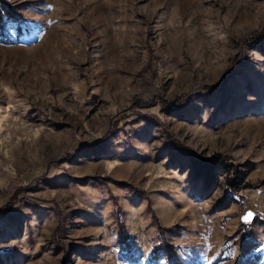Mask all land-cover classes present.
Segmentation results:
<instances>
[{"label": "rangeland", "instance_id": "1", "mask_svg": "<svg viewBox=\"0 0 264 264\" xmlns=\"http://www.w3.org/2000/svg\"><path fill=\"white\" fill-rule=\"evenodd\" d=\"M4 1L0 264H264V0Z\"/></svg>", "mask_w": 264, "mask_h": 264}, {"label": "trees", "instance_id": "2", "mask_svg": "<svg viewBox=\"0 0 264 264\" xmlns=\"http://www.w3.org/2000/svg\"><path fill=\"white\" fill-rule=\"evenodd\" d=\"M7 21H11V22H16V26H18V18L15 15L14 11H13V7L11 5H9L8 3H6L4 0H0V41L1 42H8V38L5 36V34H3L2 32V27L4 25L5 22ZM264 42L263 38L261 37H255L252 38L251 40H249V42H245V45L251 46V47H256L257 49L261 50L262 49V43ZM234 64L237 66L241 65L243 63L244 57L239 54L237 56L234 57ZM235 70L233 71H228L225 72L220 80L218 81V83L215 85L214 88H220L222 87L226 81L228 79L231 78V76L234 74ZM182 104V100H180ZM152 103V101H149V104ZM159 104L163 105V106H173V107H178L179 102L177 100H173V102L169 103L166 102L165 100H160L158 101ZM164 135L166 138H169V140L173 143L175 150L177 151V154L180 155L185 161H187L188 166L190 167L192 173L191 176L193 179L195 180H199L201 182V184L205 187V188H209L211 186H213L218 177L220 175H224L225 173H228V166H226L225 164L223 165L220 164V160L219 157H215L212 159H208L205 161H201L198 160L196 157L192 156L189 151L187 149H185V147H182L176 140L171 139L172 137L168 136V134L166 132H164ZM221 173V174H218ZM230 174L233 175V178H229V179H225V185L228 189H230V191H233L234 193H236L237 191V187L235 184L234 179L237 178V172L236 171H230ZM264 185V183H263ZM254 188H256V186H252ZM11 202H9L10 205ZM7 205L3 206L6 207ZM4 208H1V210H3ZM117 230H118V234H117V240L118 243L120 245H122L123 243L126 242V233L124 230L123 225L121 224V222L119 221V223H117ZM158 230V234L160 239L162 238L161 233L163 231V229L158 226L157 227ZM162 243L164 244V242L160 241V243L158 244L157 249H160L162 247Z\"/></svg>", "mask_w": 264, "mask_h": 264}, {"label": "water", "instance_id": "3", "mask_svg": "<svg viewBox=\"0 0 264 264\" xmlns=\"http://www.w3.org/2000/svg\"><path fill=\"white\" fill-rule=\"evenodd\" d=\"M250 217H251V214L250 213H246L245 215H243L240 218V220H241V222L246 223V222H248L250 220Z\"/></svg>", "mask_w": 264, "mask_h": 264}]
</instances>
